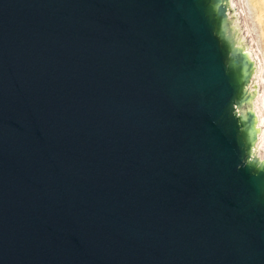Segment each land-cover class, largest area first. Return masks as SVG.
Segmentation results:
<instances>
[{"label": "water", "instance_id": "95a60500", "mask_svg": "<svg viewBox=\"0 0 264 264\" xmlns=\"http://www.w3.org/2000/svg\"><path fill=\"white\" fill-rule=\"evenodd\" d=\"M0 264H264L230 0H0Z\"/></svg>", "mask_w": 264, "mask_h": 264}, {"label": "rangeland", "instance_id": "374dc122", "mask_svg": "<svg viewBox=\"0 0 264 264\" xmlns=\"http://www.w3.org/2000/svg\"><path fill=\"white\" fill-rule=\"evenodd\" d=\"M250 36L259 102L264 121V0H230ZM257 55L255 58L254 56ZM261 63H258V62ZM258 64H260L258 66ZM262 71H261V70ZM260 71V72H259ZM262 75H260V74ZM261 77V78H259ZM258 79V80H257ZM260 79V80H259ZM264 129V125H263Z\"/></svg>", "mask_w": 264, "mask_h": 264}, {"label": "bare ground", "instance_id": "6f19581e", "mask_svg": "<svg viewBox=\"0 0 264 264\" xmlns=\"http://www.w3.org/2000/svg\"><path fill=\"white\" fill-rule=\"evenodd\" d=\"M238 14H239V12H238ZM255 58L257 57V55H255L254 56ZM253 61H254V63H255V60H254V58H253ZM258 62V61H257ZM258 63H261V62H258ZM260 64H258V66H259ZM261 70V69H260ZM262 71V70H261ZM260 72V71H259ZM260 74V73H259ZM261 75V74H260ZM262 76V75H261ZM259 78H261V77H259ZM262 79V78H261ZM258 80V79H257ZM260 80V79H259ZM260 109H261V103H260ZM261 113H262V109H261ZM262 116V115H261ZM262 122H263V125H264V121H263V119H262Z\"/></svg>", "mask_w": 264, "mask_h": 264}]
</instances>
